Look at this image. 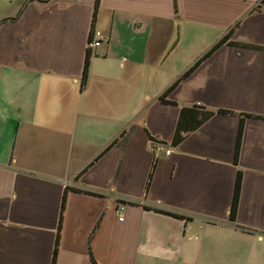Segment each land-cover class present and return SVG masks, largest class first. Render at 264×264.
<instances>
[{
    "label": "crops",
    "instance_id": "0c3cea01",
    "mask_svg": "<svg viewBox=\"0 0 264 264\" xmlns=\"http://www.w3.org/2000/svg\"><path fill=\"white\" fill-rule=\"evenodd\" d=\"M95 3L0 0V264H263L264 2Z\"/></svg>",
    "mask_w": 264,
    "mask_h": 264
},
{
    "label": "trees",
    "instance_id": "16d2710c",
    "mask_svg": "<svg viewBox=\"0 0 264 264\" xmlns=\"http://www.w3.org/2000/svg\"><path fill=\"white\" fill-rule=\"evenodd\" d=\"M262 2H264V0H262ZM97 4H98V0H96L95 6H94V11L97 8ZM93 30V28L91 27V31ZM90 31V33H91ZM229 40V36H225L224 38H222L217 44H215L213 46V48H211V50H209L206 54H204L202 56V58L196 62V64L189 69L187 72L184 73V75L180 78V79H184L186 77H188L193 70L195 69V67H197L200 62H202L203 60H205L206 58H208L218 47H220L223 44H228L231 46H237V47H243V48H251V49H258L254 46L251 45H243V44H237L234 42H228ZM89 51H87L86 56H85V60H84V66H83V72H82V77H81V86L84 84L85 80H86V74H87V67H88V59H89ZM179 81H177L175 84H173L171 87H169L161 96H160V100L163 103L166 104H171V102L166 100V97L170 94V92L176 87V85L178 84ZM219 113H229L228 111H224V110H219ZM212 115L211 112L207 113V116ZM205 119H201L198 121V123H201L202 121H204ZM180 131V123L179 126H177V131L176 134L174 136V139L172 141L173 144H177L182 140V136L179 135ZM241 135H242V123L240 124L239 130H238V136H237V141H236V149H235V155H234V161L236 160V157L238 155V151H239V146H240V140H241ZM239 189H240V172L237 173L236 175V179H235V185H234V191H233V197H232V203H231V208H230V214H229V219L232 221V219L234 218V212H235V208H236V203H237V198H238V194H239ZM64 200L65 197L63 198V203L62 206L64 205ZM57 242H58V233L56 236V241H55V249L53 251V257H52V264H54V260H55V255H56V249H57Z\"/></svg>",
    "mask_w": 264,
    "mask_h": 264
},
{
    "label": "built area",
    "instance_id": "2783aa9c",
    "mask_svg": "<svg viewBox=\"0 0 264 264\" xmlns=\"http://www.w3.org/2000/svg\"><path fill=\"white\" fill-rule=\"evenodd\" d=\"M99 43H100V33L96 30H92L90 35H89V39L87 41V44H86V49L88 51H92L94 50L95 48H97L99 46ZM153 147L157 150L159 148V145L154 143L152 144ZM164 154L166 156H168L170 154V149H167V150H164ZM118 208L116 209V212H121L123 210V205H118L117 206ZM122 217H119V221H122Z\"/></svg>",
    "mask_w": 264,
    "mask_h": 264
},
{
    "label": "rangeland",
    "instance_id": "374dc122",
    "mask_svg": "<svg viewBox=\"0 0 264 264\" xmlns=\"http://www.w3.org/2000/svg\"><path fill=\"white\" fill-rule=\"evenodd\" d=\"M193 48H194V47H193ZM193 48H191V50H193ZM193 52H194V51H193ZM193 52H192V53H193ZM263 264H264V263H263Z\"/></svg>",
    "mask_w": 264,
    "mask_h": 264
}]
</instances>
